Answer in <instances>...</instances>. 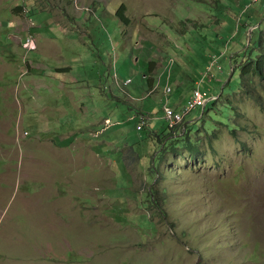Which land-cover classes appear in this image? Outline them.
I'll return each instance as SVG.
<instances>
[{
    "label": "rangeland",
    "instance_id": "obj_1",
    "mask_svg": "<svg viewBox=\"0 0 264 264\" xmlns=\"http://www.w3.org/2000/svg\"><path fill=\"white\" fill-rule=\"evenodd\" d=\"M263 6L0 0V264H264V109L223 95L211 113L235 132L197 108L198 131L172 136L162 75L180 108L218 58L201 84L218 97ZM251 87L264 103V78Z\"/></svg>",
    "mask_w": 264,
    "mask_h": 264
},
{
    "label": "trees",
    "instance_id": "obj_2",
    "mask_svg": "<svg viewBox=\"0 0 264 264\" xmlns=\"http://www.w3.org/2000/svg\"><path fill=\"white\" fill-rule=\"evenodd\" d=\"M246 4L249 5L250 3H246ZM217 6L219 7L218 14H222L223 12V10L221 9L222 5L218 3ZM125 10H126V7L123 4L116 12L117 16L119 17L121 21L122 20L127 21L128 19L127 16L125 15ZM252 14L253 15H251L250 13L246 15L245 18H241L239 20V23L241 22L242 28H246V25H250L248 24V20L254 21L253 19L255 18L256 12ZM218 22H219V19H218ZM247 41H248V38H247ZM247 41L242 42V44L240 45L241 49L238 50L237 53L232 55L230 59L232 69H231L229 78H227V81L224 84H221L220 86H218L217 91H216L218 94V97L210 99L208 103L205 105V107L202 108V110L199 109L200 111L198 112V115H200L201 122L208 121L206 129L211 128L214 125L212 121L216 120L228 126L230 130H232V132H235L236 129L234 127V124L230 122L228 118L229 116L222 115L220 116L221 119L217 120L214 117L213 113H211L212 110L215 109L214 107H215L216 101L219 98H221L223 95L226 96L227 94H234V93L242 92L243 94L254 97V100H257L259 105L262 107V109H264L263 99H259L260 97H258V93H256L257 95H254L253 92H251V89H253L251 87V84H253L255 79L264 78V28L261 22L258 23V25L255 27L254 30H252L251 38H250V41L248 42V45H247ZM246 52H249V55H246ZM235 73H238V76H239L238 77L239 81L237 83L231 81ZM214 78L213 80H215ZM225 107L228 109L229 112L230 111L235 112V107L232 101H229V103ZM205 113L207 114L206 116H209L208 118H206ZM190 121L192 123H190ZM184 124H186L185 133H184L186 134L185 136H187V133L192 132V130L198 131L200 127V125L196 124L195 119H186ZM169 128L172 130V133L170 134L172 135L175 129L171 127ZM213 134H215V132H213ZM175 138L176 137L174 136V139ZM186 143H187L186 146L191 151L198 150L196 143L193 142L192 139H190L189 137L186 139ZM176 148L177 146L175 148L173 147L174 150Z\"/></svg>",
    "mask_w": 264,
    "mask_h": 264
},
{
    "label": "built area",
    "instance_id": "obj_3",
    "mask_svg": "<svg viewBox=\"0 0 264 264\" xmlns=\"http://www.w3.org/2000/svg\"><path fill=\"white\" fill-rule=\"evenodd\" d=\"M25 45L27 48L32 49L35 48V40L32 36H28L25 41ZM173 62L169 61V63ZM217 65V66H216ZM213 68H220V65L218 64V58L213 60L209 65H207L206 73L207 76H210V80L213 79V77L216 76V73L212 72ZM168 69L170 71V67L168 66ZM206 73L204 76L196 83L195 87L192 90V95L188 99L187 103L177 108L175 106H172L169 104V98L168 95L172 92V87L170 86L169 81L165 84L164 87V94L167 98H165L164 102V111H165V118L168 121L169 127L176 128L180 125H182L187 117L192 114V112L197 108H204L207 101L210 100L212 97V93L210 92V89H202L201 84L202 82L207 78ZM130 82V81H129ZM107 122H110L109 119H107ZM145 124V118L142 117V122L138 125V129H141L143 125Z\"/></svg>",
    "mask_w": 264,
    "mask_h": 264
},
{
    "label": "crops",
    "instance_id": "obj_4",
    "mask_svg": "<svg viewBox=\"0 0 264 264\" xmlns=\"http://www.w3.org/2000/svg\"><path fill=\"white\" fill-rule=\"evenodd\" d=\"M151 68V66H150V64H149V69ZM161 69V68H160ZM160 69H155V70H153V72L152 73H155L156 71L157 72H162L163 73V70L162 71H160ZM163 76L164 75H166V79H165V81L163 82V93H164V87H165V84L167 83V81H169V83H170V85H171V82H172V79H173V75L171 74L170 75V71L168 72V73H166V74H162ZM162 75L160 76L161 78H162ZM146 77V79H148L149 80V78H150V76L148 75V74H145L144 75V78ZM180 77V76H179ZM180 79H181V77H180ZM179 78H178V81L180 82L181 80H180ZM75 81H77L76 79H75ZM193 81V83L196 85V83H197V81H195L194 79L192 80ZM78 82V81H77ZM150 83H151V85L154 83V80H152V78L150 79ZM159 83H160V81H159ZM158 83V84H159ZM157 84V85H158ZM179 85L181 84V83H178ZM182 86V85H181ZM152 91L154 92L155 91V86H153L152 85ZM192 93V92H191ZM165 95V94H164ZM191 95V94H190ZM190 97V96H189ZM189 97L187 98V100L189 99ZM165 98H167L166 97V95H165ZM185 103V102H184ZM177 107V106H176ZM145 113L144 112H141V118L143 117V115H144ZM145 117H147V116H145ZM153 121H154V119H152L151 120V122L150 123H153ZM149 125H152V124H149ZM138 128V127H137ZM143 128V127H142ZM142 128L141 129H138V130H142ZM154 132L155 133H158V132H156L155 130H154Z\"/></svg>",
    "mask_w": 264,
    "mask_h": 264
},
{
    "label": "water",
    "instance_id": "obj_5",
    "mask_svg": "<svg viewBox=\"0 0 264 264\" xmlns=\"http://www.w3.org/2000/svg\"><path fill=\"white\" fill-rule=\"evenodd\" d=\"M249 37L251 38V35ZM250 38H249V41H250Z\"/></svg>",
    "mask_w": 264,
    "mask_h": 264
}]
</instances>
